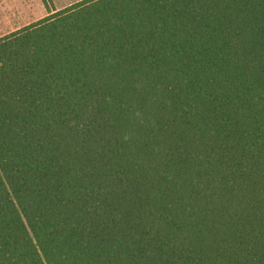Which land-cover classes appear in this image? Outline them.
<instances>
[{
    "label": "trees",
    "instance_id": "1",
    "mask_svg": "<svg viewBox=\"0 0 264 264\" xmlns=\"http://www.w3.org/2000/svg\"><path fill=\"white\" fill-rule=\"evenodd\" d=\"M0 264H264V0H83L0 38Z\"/></svg>",
    "mask_w": 264,
    "mask_h": 264
},
{
    "label": "rangeland",
    "instance_id": "2",
    "mask_svg": "<svg viewBox=\"0 0 264 264\" xmlns=\"http://www.w3.org/2000/svg\"><path fill=\"white\" fill-rule=\"evenodd\" d=\"M83 0H0V38Z\"/></svg>",
    "mask_w": 264,
    "mask_h": 264
}]
</instances>
